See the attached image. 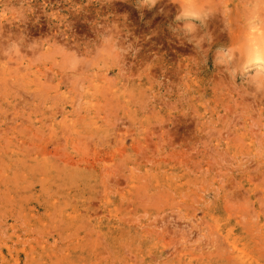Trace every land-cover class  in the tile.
Here are the masks:
<instances>
[{
	"label": "rangeland",
	"instance_id": "obj_1",
	"mask_svg": "<svg viewBox=\"0 0 264 264\" xmlns=\"http://www.w3.org/2000/svg\"><path fill=\"white\" fill-rule=\"evenodd\" d=\"M176 10L0 0V264H264V96L195 64Z\"/></svg>",
	"mask_w": 264,
	"mask_h": 264
},
{
	"label": "clouds",
	"instance_id": "obj_2",
	"mask_svg": "<svg viewBox=\"0 0 264 264\" xmlns=\"http://www.w3.org/2000/svg\"><path fill=\"white\" fill-rule=\"evenodd\" d=\"M169 2L177 5V10L168 29L177 40L181 43L186 41L199 53L198 59L193 57L195 64L206 65L211 53L212 63L221 75H226L228 80L236 85H243L254 98L258 95L264 96V0H243L244 30L240 41L216 47L214 54L212 45L215 37L210 30V21L219 14L223 20L224 30L230 33L233 11L231 0H169ZM159 3L161 0H136V7L143 15V10L151 11ZM158 11L166 14L163 7ZM104 38L113 46V51L118 50L121 56L135 55L139 50L132 42L121 46L120 34L117 36L111 25L104 32ZM21 42L19 39L4 41L0 55L9 56V47L12 49V55H21Z\"/></svg>",
	"mask_w": 264,
	"mask_h": 264
}]
</instances>
